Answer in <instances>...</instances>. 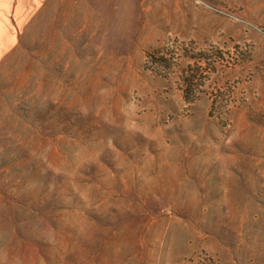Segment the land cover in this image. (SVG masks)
Here are the masks:
<instances>
[{"label": "rangeland", "instance_id": "rangeland-1", "mask_svg": "<svg viewBox=\"0 0 264 264\" xmlns=\"http://www.w3.org/2000/svg\"><path fill=\"white\" fill-rule=\"evenodd\" d=\"M0 264H264V0H0Z\"/></svg>", "mask_w": 264, "mask_h": 264}, {"label": "trees", "instance_id": "trees-1", "mask_svg": "<svg viewBox=\"0 0 264 264\" xmlns=\"http://www.w3.org/2000/svg\"><path fill=\"white\" fill-rule=\"evenodd\" d=\"M188 59L192 61L193 66L186 65L181 68L177 61L180 59ZM212 59L216 60L218 63L221 59H217L206 54L205 51H199L197 54L191 56L187 51L182 50V53L177 54L176 52H168L165 48H157L155 50H150L146 53V64L147 70L151 73L157 74L154 69H168L177 66L179 70V81L182 84L183 89V99L185 102H189L190 94L189 91L195 86H197L198 79H200V72L208 69L209 63H213ZM149 65V68H148ZM192 69H195L194 71ZM206 72V71H205Z\"/></svg>", "mask_w": 264, "mask_h": 264}]
</instances>
